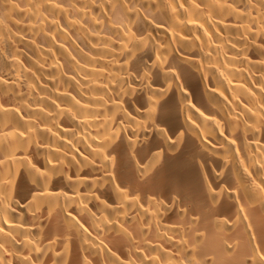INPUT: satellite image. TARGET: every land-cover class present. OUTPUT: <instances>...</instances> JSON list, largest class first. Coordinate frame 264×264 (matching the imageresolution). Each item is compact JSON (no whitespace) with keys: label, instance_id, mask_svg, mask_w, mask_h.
<instances>
[{"label":"bare ground","instance_id":"bare-ground-1","mask_svg":"<svg viewBox=\"0 0 264 264\" xmlns=\"http://www.w3.org/2000/svg\"><path fill=\"white\" fill-rule=\"evenodd\" d=\"M0 264H264V0H0Z\"/></svg>","mask_w":264,"mask_h":264}]
</instances>
